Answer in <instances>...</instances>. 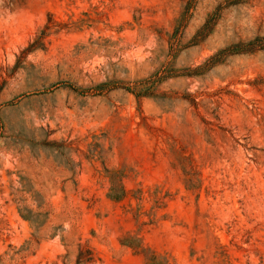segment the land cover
<instances>
[{
  "label": "rangeland",
  "instance_id": "obj_1",
  "mask_svg": "<svg viewBox=\"0 0 264 264\" xmlns=\"http://www.w3.org/2000/svg\"><path fill=\"white\" fill-rule=\"evenodd\" d=\"M186 1L0 0V264H264V0Z\"/></svg>",
  "mask_w": 264,
  "mask_h": 264
},
{
  "label": "trees",
  "instance_id": "obj_2",
  "mask_svg": "<svg viewBox=\"0 0 264 264\" xmlns=\"http://www.w3.org/2000/svg\"><path fill=\"white\" fill-rule=\"evenodd\" d=\"M190 3L191 0H187L183 6L182 9V19L181 21L186 17L188 10L190 8ZM217 9H214L209 15H207V17L205 18L204 22L201 24V26L195 31L192 39L193 41H195L196 39H198L199 37H204L205 35H207L210 31H211V27L212 24L215 21V16L217 15ZM45 29L47 28L46 26L44 27ZM44 30H42L39 33V36L35 37L32 42L28 43V45L24 48V50L30 51L33 50L37 47V43L40 40V36L41 34H43ZM257 50H264V34L262 33H256L254 34L252 37L246 39V40H238L234 43H231L223 48L218 49L217 51H215L212 55H210L207 60L205 61V63H203L201 66H197L196 68H207L211 65L217 64L219 63L223 57L227 56V55H232V54H239V53H252L255 52ZM195 68V69H196ZM156 82L161 81V79H163L165 77V75L162 76H156ZM111 85V84H110ZM109 83L107 81L105 82H100L95 84L96 89H102V88H107L110 86ZM113 87V86H110ZM126 90H129L131 93H133L136 96H150L152 95V92L149 89H133L131 88H125ZM125 190L122 187H118L117 189L114 187H111L109 189L108 192V197L110 199L113 200H119L124 196ZM153 260H149L148 264H153L152 263Z\"/></svg>",
  "mask_w": 264,
  "mask_h": 264
}]
</instances>
